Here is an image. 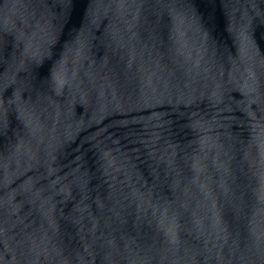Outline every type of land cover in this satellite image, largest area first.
<instances>
[{"label": "water", "instance_id": "obj_1", "mask_svg": "<svg viewBox=\"0 0 264 264\" xmlns=\"http://www.w3.org/2000/svg\"><path fill=\"white\" fill-rule=\"evenodd\" d=\"M0 264H264V0H0Z\"/></svg>", "mask_w": 264, "mask_h": 264}]
</instances>
